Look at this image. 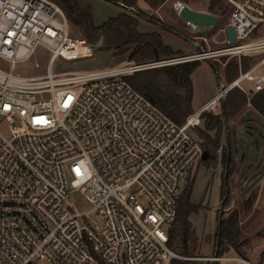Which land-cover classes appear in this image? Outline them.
<instances>
[{"label": "built area", "instance_id": "2783aa9c", "mask_svg": "<svg viewBox=\"0 0 264 264\" xmlns=\"http://www.w3.org/2000/svg\"><path fill=\"white\" fill-rule=\"evenodd\" d=\"M226 1L234 43L226 38L202 54L143 64L54 72L56 60L86 58L93 44L70 33L63 9L51 0H0V118L9 124L8 136L0 132V264H173L180 257L169 229L181 184L204 152L193 128L230 89L247 97L264 89V73H254L264 66V36L245 40L264 26V0ZM37 48L49 54L46 72L16 73ZM253 54L260 56L254 65L223 81L180 125L124 78ZM70 189H78L86 209L72 204Z\"/></svg>", "mask_w": 264, "mask_h": 264}, {"label": "rangeland", "instance_id": "374dc122", "mask_svg": "<svg viewBox=\"0 0 264 264\" xmlns=\"http://www.w3.org/2000/svg\"><path fill=\"white\" fill-rule=\"evenodd\" d=\"M58 4L57 0H51ZM91 5L93 20L96 25H101L112 17H116L120 12L138 15L137 29L140 32L156 31L160 33L162 41L169 45L174 50H180L181 53L176 56H185L198 53L196 48L191 47V39L201 45L204 51L214 50L225 45L226 35L223 30L228 23L231 6L226 0H162L163 4H153L154 0H120L125 1L127 7L133 8V11L121 6L120 1L116 0H81ZM133 1L137 6L132 7L130 2ZM161 0H158L159 3ZM181 2L189 7L197 10L209 12L219 17V22L214 26H193L183 21L178 15V7L174 4ZM122 4V2H121ZM177 7V8H176ZM141 13H140V11ZM137 13V14H135ZM141 14V17H139ZM166 23L176 29L179 34H175L159 24ZM70 25V33L75 36H83L80 28ZM264 36V26L256 29L252 34L245 38L246 41L254 40ZM84 37V36H83ZM207 39V42L203 41ZM135 44H127L120 47H110L104 41L102 45L95 48L92 55L86 58H78L69 61L61 59L56 60L51 69L54 72H81L93 69H102L105 67L119 66L124 64H139L130 59V54L134 50ZM49 54L42 48H37L35 53L25 62L16 65L15 72L20 75L38 76L46 72ZM245 59L246 66L249 68L254 65L259 55H247ZM241 56H231L222 59H209L216 61L219 65V73L222 77L224 74L225 64L231 61L236 62L240 68L243 60ZM200 66L192 73L191 79L193 82V100L205 95L211 89L218 90L224 80L215 74V70L205 59H199ZM147 63V62H146ZM0 64L2 61L0 60ZM143 64V63H140ZM243 65V64H242ZM7 67L6 65L4 66ZM255 74L264 73V66L258 67ZM218 76V78H216ZM228 83V82H226ZM245 87L248 84L243 81ZM224 95L223 99L226 97ZM250 97V94H249ZM222 99V100H223ZM246 105V110H251V104ZM222 101L211 111L220 114V105ZM243 116V115H242ZM249 114L246 115L248 118ZM230 122H227L228 126ZM199 125H202L200 119ZM225 125V126H226ZM221 133L220 145L218 153L220 154L221 146L225 144L226 128ZM0 132L6 136L9 135V124L4 119L0 118ZM205 152V151H204ZM260 164V172L249 173L245 181H242L241 189L237 190L234 199L221 207L223 200L220 197L221 175L223 173V165L218 163L215 166H208V162L197 161L192 167L189 174L181 184L180 192L185 189L188 180L191 181L190 201L198 204L197 210L188 213V220L191 224L190 240L188 242V254H182L178 251L180 243L175 240L173 247L175 252L180 256L177 260H190L197 264H206L207 262L198 257H215L212 256L215 250V232L217 229L219 217H227L233 211L239 212V228L242 244L239 247V252L229 249L221 256L234 257L244 260L251 264H264V155L258 158ZM206 163V164H205ZM253 197V201L249 207H246V200ZM70 201L79 209L83 210L88 207L85 199L80 195L78 189H70ZM177 246V247H175ZM217 264H246L241 261H214Z\"/></svg>", "mask_w": 264, "mask_h": 264}, {"label": "trees", "instance_id": "16d2710c", "mask_svg": "<svg viewBox=\"0 0 264 264\" xmlns=\"http://www.w3.org/2000/svg\"><path fill=\"white\" fill-rule=\"evenodd\" d=\"M157 1L154 0L153 4H158ZM57 2L63 9L69 23L80 28L81 33L89 43L95 44L100 36H103V41L110 47L117 48L134 43V50L129 56L136 63L166 59L181 53L180 50H174L165 44L160 33L156 31H138V15L122 11L116 17L110 18L101 25H96L89 3L81 0H57ZM120 2L126 4L125 1ZM130 5L132 7L137 6L133 1L130 2ZM139 17H141V14H139ZM159 25L175 34H179L169 24L161 23ZM247 57L249 56L242 55L240 57V61L243 60V65L241 64L240 68L236 62L226 63L222 77L216 61H207L215 70V74L229 83L238 76L240 70L245 71L248 69L245 63ZM200 64V60L197 59L141 69L125 75L124 78L158 109L180 125L194 111L192 107L193 82L191 75ZM248 98L252 109L248 110L249 116L246 118L247 110L244 106ZM220 110V114L203 112L200 116L202 125L194 126L193 129L201 140L203 150L207 153V158L200 159V161L208 162V166H215L219 161L224 167L221 175L220 197L223 203L227 204L234 199L237 190L241 189L242 181L247 179L249 173L255 172L258 174L260 172V164L257 160L253 161L252 154L248 153V148L253 146L252 143H243L242 146H239L238 141L246 131H251L254 135L264 129V89L252 92L250 97H247L245 93L234 87L227 92L226 97L222 100ZM227 122H230V124L225 132V135H227L225 136V144L221 146V154H219L221 133ZM190 183L191 181L188 180L184 191L179 196L176 216L169 229L170 246L174 249L173 243L178 240L181 245L178 247V251L186 255L188 254L187 244L191 235L188 213L197 210L199 207L198 204L190 201ZM253 199V197H250L246 200V207L250 206ZM239 215V212L235 210L227 217H219L218 220L221 218V221H218L217 224L215 232L216 248L212 256H221L230 248L239 252V247L242 244ZM173 264H197V262L174 259ZM206 264L217 263L212 261Z\"/></svg>", "mask_w": 264, "mask_h": 264}, {"label": "water", "instance_id": "95a60500", "mask_svg": "<svg viewBox=\"0 0 264 264\" xmlns=\"http://www.w3.org/2000/svg\"><path fill=\"white\" fill-rule=\"evenodd\" d=\"M119 4L121 6L127 8V9H129L130 11H133V8L127 7L121 3H119ZM178 15L183 21H185L188 24H191L195 27L204 26V25L214 26L219 22V17L217 15L211 14V13L206 12V11L193 9L184 3L181 6H179ZM223 30L225 32V35H226L228 42L234 43L236 40V37H235L234 30H233L231 24L227 23L224 26ZM187 39L196 46V50L198 51L199 54H202L204 52L203 48L201 47V45L199 43L194 42L189 38H187ZM102 43H103V36H100L99 39L97 40V42L95 44H93V47L98 48L102 45ZM246 113L249 114V111H246ZM225 128L227 129V125L225 126ZM246 133L248 135H253V133L251 131H246ZM258 134L261 138H264V134L262 132H258ZM254 141H255L256 147H258L259 146L258 139H255ZM243 142L248 143V140L246 139V136L244 134H242L240 136V140L238 141L239 146H242ZM251 151H252V149L249 147L248 153L250 154ZM256 157H257V154H254L253 155V161L256 160ZM206 158H207V153L203 152L201 159L204 160ZM221 207H223V202L221 203ZM219 221H221V218ZM217 246H218V242H217Z\"/></svg>", "mask_w": 264, "mask_h": 264}, {"label": "crops", "instance_id": "0c3cea01", "mask_svg": "<svg viewBox=\"0 0 264 264\" xmlns=\"http://www.w3.org/2000/svg\"><path fill=\"white\" fill-rule=\"evenodd\" d=\"M158 4L161 6L163 4V1L161 0ZM190 45H191V47L196 48V46L192 42H190ZM216 92H217V90L211 89L205 95L198 97V99L196 101H194L192 99L193 109L196 110L197 108H199L202 104H204L206 101H208ZM259 132H262L264 134V129L259 131ZM245 136H246V139L248 140V143H245V142H243V143L244 144H249V143L251 144L252 143L253 146L250 147L252 149L250 155L252 154V156H253L254 154H257L256 160H258V158L264 154V138H261L257 132L254 135H245ZM255 139H258V142H259L258 147H256V144H254ZM252 160H253V157H252Z\"/></svg>", "mask_w": 264, "mask_h": 264}, {"label": "bare ground", "instance_id": "6f19581e", "mask_svg": "<svg viewBox=\"0 0 264 264\" xmlns=\"http://www.w3.org/2000/svg\"><path fill=\"white\" fill-rule=\"evenodd\" d=\"M183 3H181V2H176V4H175V6H177L178 8H179V6H181ZM176 7V8H177Z\"/></svg>", "mask_w": 264, "mask_h": 264}, {"label": "flooded vegetation", "instance_id": "af4514ba", "mask_svg": "<svg viewBox=\"0 0 264 264\" xmlns=\"http://www.w3.org/2000/svg\"><path fill=\"white\" fill-rule=\"evenodd\" d=\"M221 106V105H220ZM244 135H248L247 133H245ZM227 136V135H226ZM255 144V143H254ZM252 147V146H251ZM220 154H221V151H220ZM264 155V154H263Z\"/></svg>", "mask_w": 264, "mask_h": 264}]
</instances>
